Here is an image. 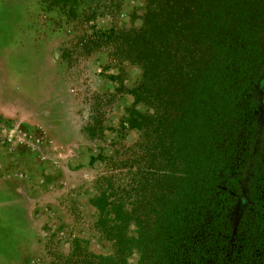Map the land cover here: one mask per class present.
<instances>
[{
	"label": "rangeland",
	"instance_id": "obj_1",
	"mask_svg": "<svg viewBox=\"0 0 264 264\" xmlns=\"http://www.w3.org/2000/svg\"><path fill=\"white\" fill-rule=\"evenodd\" d=\"M63 1L0 0V264H108L107 230L123 226L147 169L150 111L122 45L144 2ZM256 96L263 126L264 75Z\"/></svg>",
	"mask_w": 264,
	"mask_h": 264
},
{
	"label": "trees",
	"instance_id": "obj_2",
	"mask_svg": "<svg viewBox=\"0 0 264 264\" xmlns=\"http://www.w3.org/2000/svg\"><path fill=\"white\" fill-rule=\"evenodd\" d=\"M143 2L122 45L150 111L137 156L147 169L130 211H118L123 226L107 230V263L137 254L136 264H264V0Z\"/></svg>",
	"mask_w": 264,
	"mask_h": 264
}]
</instances>
